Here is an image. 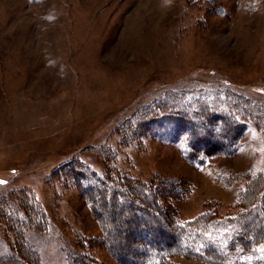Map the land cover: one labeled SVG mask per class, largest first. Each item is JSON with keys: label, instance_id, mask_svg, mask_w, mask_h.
Wrapping results in <instances>:
<instances>
[{"label": "rangeland", "instance_id": "obj_1", "mask_svg": "<svg viewBox=\"0 0 264 264\" xmlns=\"http://www.w3.org/2000/svg\"><path fill=\"white\" fill-rule=\"evenodd\" d=\"M191 88L264 104V0H0V199L29 193L42 204L40 264H66L67 245L119 264L94 243L102 229L79 190L53 178L71 159L149 183L172 219L239 210L247 177L264 172L260 130L199 167L177 142L123 140L120 128L157 99ZM11 242L0 228V264H10Z\"/></svg>", "mask_w": 264, "mask_h": 264}, {"label": "trees", "instance_id": "obj_2", "mask_svg": "<svg viewBox=\"0 0 264 264\" xmlns=\"http://www.w3.org/2000/svg\"><path fill=\"white\" fill-rule=\"evenodd\" d=\"M156 102L120 128L124 141L145 136L177 142L183 158L199 167L235 154L251 126L264 135V104L232 89L170 90ZM58 167L53 178L79 190L102 229L94 243L119 264H172L178 256L214 254L220 264H264V172L247 177L237 212L205 211L180 221L156 208L160 199L149 183L129 174L99 171L80 159ZM0 201V228L12 241L10 264H40L32 238L50 226L42 204L29 193ZM62 253L66 264H102L69 245Z\"/></svg>", "mask_w": 264, "mask_h": 264}]
</instances>
